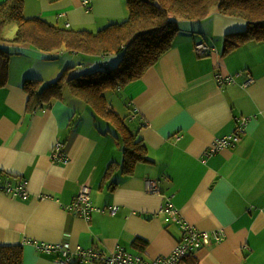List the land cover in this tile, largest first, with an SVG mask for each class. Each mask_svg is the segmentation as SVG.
Here are the masks:
<instances>
[{
  "label": "crops",
  "instance_id": "0c3cea01",
  "mask_svg": "<svg viewBox=\"0 0 264 264\" xmlns=\"http://www.w3.org/2000/svg\"><path fill=\"white\" fill-rule=\"evenodd\" d=\"M90 2L89 10L82 0H25L24 14L93 32L128 18L127 0ZM173 20L179 26L173 46L141 79L107 93L110 108L125 114L147 148L149 161L138 163L131 176L122 173L120 135L105 134L101 119L69 92L46 111L28 110L26 79L49 81L67 67L81 73L88 58L61 49L59 62H52L44 55L51 53L14 43L18 54L0 89V184L27 179L29 198L13 199L0 190V245H21L24 264H60L58 253L37 247L42 242L67 243L71 250L94 247L107 255L120 246L147 260L167 256L182 237L160 212L168 199L212 237L211 245L192 255L198 264H264V41L224 53L226 36L244 31L247 21L218 8L202 19ZM201 41L217 51L198 56L194 45ZM26 50L23 58L19 52ZM223 76L234 82L221 84ZM249 76L254 81L245 86ZM238 119L246 120L240 140L208 154L217 137L235 133ZM57 141L64 144L65 164L51 157ZM153 181L156 193L148 190ZM84 183L95 208L120 210L113 216L95 210L90 220L69 211Z\"/></svg>",
  "mask_w": 264,
  "mask_h": 264
},
{
  "label": "trees",
  "instance_id": "16d2710c",
  "mask_svg": "<svg viewBox=\"0 0 264 264\" xmlns=\"http://www.w3.org/2000/svg\"><path fill=\"white\" fill-rule=\"evenodd\" d=\"M128 18L93 32L87 29L61 28L40 17L25 16V0L0 3V42L7 25L18 26L14 42L29 44L44 51L66 49L85 54H120L117 65L110 69L86 73L72 72L67 67L57 81L43 85L41 79H26L24 90L29 94L33 112L42 104L46 109L63 99L67 92L89 106L93 113L109 121L119 133L124 155L122 173L133 175L136 165L149 161L147 148L119 114L110 108L107 93L123 90L141 79L172 46L179 26L173 16L198 20L213 8L220 13L247 21L244 31L228 34L224 53L249 41H264V0H127ZM11 53L0 45V89L9 82ZM139 247V243L135 242ZM198 264L192 255L182 261ZM0 264H24L21 245H0Z\"/></svg>",
  "mask_w": 264,
  "mask_h": 264
},
{
  "label": "built area",
  "instance_id": "2783aa9c",
  "mask_svg": "<svg viewBox=\"0 0 264 264\" xmlns=\"http://www.w3.org/2000/svg\"><path fill=\"white\" fill-rule=\"evenodd\" d=\"M83 4L90 10V0H82ZM194 50L198 56H206L211 53H215L214 49L205 41L197 42L194 45ZM220 83L234 82L233 76L220 77ZM254 81L252 76H249L245 86H248ZM33 110L37 113L39 110L46 111V108L40 104ZM246 120H237L238 128L232 135L225 137H217L208 150V154H214L222 148L229 147L240 140L241 130L244 128ZM51 157L54 161L65 164L67 162V155L64 152V144L61 141H57L54 145ZM27 179H22L17 185L6 183L0 184V190L9 194L13 199L27 200L29 198V192L27 190ZM148 190L152 193L159 191L157 184L153 181ZM119 205L109 206L107 209L95 208L91 201V187L88 183H84L81 186L79 193L73 199V201L67 206V209L74 214L84 217L87 220L91 219L93 211L97 210L105 212L109 210L113 216L120 210ZM160 212L166 215V220L171 224L177 225L182 232V237L177 244L175 250L167 255L160 256L153 260H147L141 255L132 254L125 251L122 247L117 246L115 251L111 255H107L104 251L98 250L94 247L84 249L77 247L76 250H71L67 243H47L42 242L37 247L49 254L58 253V261L60 264H179L185 257L193 255L205 246L211 245L213 240L208 231L201 230L196 226L188 223L180 210L175 206L171 199L161 207ZM216 241H221L220 235L215 236Z\"/></svg>",
  "mask_w": 264,
  "mask_h": 264
},
{
  "label": "rangeland",
  "instance_id": "374dc122",
  "mask_svg": "<svg viewBox=\"0 0 264 264\" xmlns=\"http://www.w3.org/2000/svg\"><path fill=\"white\" fill-rule=\"evenodd\" d=\"M17 30H18L17 23L15 21L10 22L7 25V27L5 29V32H4V41L0 42V45L1 46L2 45L5 46V48L12 54L11 55V61H12V58L15 57V54H18L17 52H14L15 51V44H17V43L14 42V38L16 37ZM25 47H27V46H25ZM61 51L66 53V54H68V56L74 55L73 52H71L69 50H66V49H63ZM61 51L47 52V53H51L50 55L44 53L43 51L42 52L44 53V55H48V57H50L52 62H59V60H60V58H61L63 53L62 54H57V52H61ZM19 53H21V56L23 58H25V57H27L29 55V51L28 50H26L24 52L20 51ZM79 54H81L85 58H88V59H86V60H88L87 61L88 62V68H87V70L83 71L82 73L91 72V71H95V70H101V69L113 68V67H115L117 65V63H118V61L120 59V54L105 55V56L101 55V54H85V53H79ZM44 55L41 56V59H43ZM39 72L40 71L37 70L35 72V74L38 75ZM57 79L58 78L56 77V78L51 79L49 81L43 80V85H47L49 82H55V81H57ZM109 94H112V93L109 92ZM112 101H114V102H112L113 105H114L113 106L114 110L118 109L116 105L119 102V97L117 95H114L112 97ZM115 112L118 113L117 111H115ZM124 115L125 114L122 115V118H124V120H126V116H124ZM100 119L101 120H98L99 126L103 129L105 134H108L110 136V138L112 137L111 134H113V135H118L119 134L116 131L115 127L109 121H106L105 119H102V118H100ZM103 120L105 121V125L102 124V122H104ZM107 130H109V133L107 132Z\"/></svg>",
  "mask_w": 264,
  "mask_h": 264
}]
</instances>
